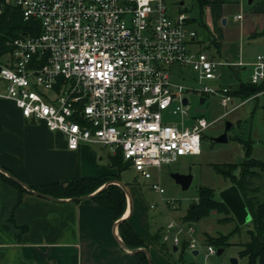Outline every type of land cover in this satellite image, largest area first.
<instances>
[{
    "label": "built area",
    "instance_id": "2783aa9c",
    "mask_svg": "<svg viewBox=\"0 0 264 264\" xmlns=\"http://www.w3.org/2000/svg\"><path fill=\"white\" fill-rule=\"evenodd\" d=\"M4 5L18 7L23 20L38 21L39 30L8 40L9 49L0 53V97L13 100L23 118L61 132L68 149L89 143L119 150L123 161L149 178L151 167L199 154L204 130L228 112L212 122L190 115L183 93L216 92L227 106L230 88H212L207 81L218 76L219 65L242 62L214 60L192 49L196 32L186 25L188 15L170 16L164 0H0V13ZM251 65L249 83L259 84L264 55ZM183 66L195 73L196 87L179 82L183 77L175 68ZM258 94L264 88L249 97ZM170 106L181 119L191 117L190 124L166 122ZM151 186L163 192L158 183ZM184 223L168 218L163 238L177 228L190 252L209 261L217 248L198 240Z\"/></svg>",
    "mask_w": 264,
    "mask_h": 264
},
{
    "label": "crops",
    "instance_id": "0c3cea01",
    "mask_svg": "<svg viewBox=\"0 0 264 264\" xmlns=\"http://www.w3.org/2000/svg\"><path fill=\"white\" fill-rule=\"evenodd\" d=\"M227 1L206 5L221 6ZM241 3V0L235 2L240 12L233 15L238 22L236 47L217 39L213 44L226 61L240 60L242 64L219 65L218 76L208 81L214 80L219 88H230L232 102L224 116L247 104L246 113L252 110V115L258 113L264 118V95L241 98L237 94L240 85L249 82L251 62L256 55H264V0H253L251 4L246 1L248 10L243 12ZM238 14L240 18L235 17ZM197 114L202 116L197 111L192 115ZM102 150L103 146L89 143H81L75 150L68 149L61 132L23 118L13 100L0 97V264H142L143 255L152 264H171L167 261L168 252L158 249L156 241L149 240L156 232L163 234L166 222L157 226L150 217L142 221L132 205L129 191L132 185L127 186L119 179L123 168L129 167L136 173L135 182L138 177L151 178V170L150 177L144 178L130 164L119 169L110 163L114 153L110 151L106 158ZM161 167L151 168L159 172ZM2 175L17 180L22 189L5 181ZM77 176L106 179L89 193L90 197L82 199L45 193L53 197L48 198L38 195L40 191L34 189L58 183L66 185ZM109 183L119 186L125 195L118 218L92 199ZM123 220L133 228L139 241L130 238V242L124 241L119 232ZM161 241L167 246L163 236ZM177 249L178 245H173V250Z\"/></svg>",
    "mask_w": 264,
    "mask_h": 264
},
{
    "label": "rangeland",
    "instance_id": "374dc122",
    "mask_svg": "<svg viewBox=\"0 0 264 264\" xmlns=\"http://www.w3.org/2000/svg\"><path fill=\"white\" fill-rule=\"evenodd\" d=\"M180 1H182V4L179 3ZM236 1L238 0H228L221 6L210 4L201 7L197 0H164L170 16H176L178 11H183L188 15L189 20L186 25L197 34L196 41L190 47L197 51L204 50L217 60H225V57L217 53L213 44L214 39L227 46L230 44L236 47L238 43V22L233 18L234 14L240 12L238 10L239 5L235 4ZM241 2L244 7L242 12L247 11L246 0H241ZM251 52L256 55V51L251 49ZM175 70L180 77H183V79H178L182 85L193 88L197 86L193 79L195 73L191 68L183 66L179 69L175 68ZM217 71L216 68V74ZM207 83L212 88H219L214 80L207 81ZM183 94L189 99L190 115H192L194 107L199 105L200 93L188 89ZM200 106L205 109L202 116L208 122H212L222 115L230 105H221L220 96L215 92L206 95L205 101ZM246 107L247 104L210 124L202 134L199 154L180 156L175 163L163 165L159 172L158 169L151 168V178L147 180L138 177L137 182H135L136 173L131 168L127 167L120 170V182L127 186L132 185L129 188L132 205L142 221L145 217H150L157 226L167 222L170 217L182 221L181 217H183L187 208L197 200L198 189L202 186L212 188L214 197L219 199V191L230 185V181L216 171L214 165L224 163L239 165L245 158L241 142L245 137H248L251 141V156L264 160V118L259 116L258 113L252 115V110L246 113ZM171 110L172 106L164 112L166 122L180 125L185 121L186 125L189 124L191 117L181 119L180 115L172 113ZM225 120L232 123L227 131V141L217 143L213 141V137L222 132ZM102 153L107 158L110 153L109 147H103ZM238 168L239 166L236 169ZM174 171L192 175V180L186 189H182L170 176V173ZM254 181L258 185L260 198L264 199V175L261 179ZM153 182L162 187V193H158L152 188L151 184ZM222 216V214H213L211 211L209 214L189 223L193 228L194 235L202 242H204L203 237L205 235L216 236L230 232L229 244L223 247L220 254H214L210 256L209 261H204L201 255L192 254L188 248H185L182 252L181 244L182 239L185 238L184 232L173 228L166 238L167 248L164 251L168 252L169 255L167 261L171 264H208V262L209 264H223L225 262L231 264L229 259L234 257L236 258L234 264H246V258L240 256L238 251L240 244L249 238L247 230L253 228V223L249 220L243 224H238L235 219L220 221L218 218ZM187 226V223H184L185 229L188 228ZM236 227L238 229H235ZM175 235L179 238L177 243L172 240ZM173 245H178V249L173 250ZM215 247L217 248V246Z\"/></svg>",
    "mask_w": 264,
    "mask_h": 264
},
{
    "label": "trees",
    "instance_id": "16d2710c",
    "mask_svg": "<svg viewBox=\"0 0 264 264\" xmlns=\"http://www.w3.org/2000/svg\"><path fill=\"white\" fill-rule=\"evenodd\" d=\"M221 0H197L202 7L208 3L218 2ZM39 23L35 20H23L20 9L12 5H4L0 13V53L9 49L8 40L26 33H37ZM264 88V81L259 84L242 83L237 94L241 98H246L253 93ZM244 148V160L239 164L224 163L215 164L216 171L221 173L225 178L229 179L230 184H235L251 214V222L253 228L247 230L248 239L240 244L238 254L246 258V264H264V199L260 198L258 185L254 180L261 179L264 175V161L251 156L250 139L245 137L241 140ZM111 165L121 169L128 165L123 161L121 152L118 150L110 157ZM124 164V165H123ZM238 172H236V168ZM3 179L9 183L16 185L22 189L20 184L8 176L2 175ZM106 179V177H89L77 176L68 180L66 185L63 183L47 185L44 187H34L35 190L51 194L53 196H69L75 197L89 194L96 190ZM97 203L102 205L114 218H118L124 208L125 196L122 189L116 184L109 183L102 189L98 190L93 196ZM223 216L218 218L220 221L234 220V217L227 206L214 197L213 189L210 187H199L197 200L191 204L183 217V222L190 223L197 220L211 211ZM235 229H238L237 227ZM234 230V229H233ZM232 230V231H233ZM231 231V232H232ZM119 232L124 241H139V237L133 228L125 221L119 224ZM229 234H219L216 236L205 235L204 242L213 244L217 248H222L229 244ZM163 234L159 231L150 235V241L154 240L158 244V249L164 251L167 246L161 241ZM181 251L187 248V240L182 239ZM142 264H148L145 256L141 258Z\"/></svg>",
    "mask_w": 264,
    "mask_h": 264
},
{
    "label": "water",
    "instance_id": "95a60500",
    "mask_svg": "<svg viewBox=\"0 0 264 264\" xmlns=\"http://www.w3.org/2000/svg\"><path fill=\"white\" fill-rule=\"evenodd\" d=\"M248 4H251L253 0H246ZM182 4V1L179 2ZM224 21V19H223ZM183 101H186V97L183 99ZM205 101V96H200L199 97V104L201 105ZM194 111L203 113L204 108L196 106L193 109ZM232 123L228 120L224 121L223 124V130L221 133L213 137V141L217 143H222L227 141V131L231 127ZM170 176L174 179V181L180 185L182 189H186L191 180H192V175L190 173H180L178 171H174L170 173ZM17 181V180H16ZM120 186L124 189V186L120 184ZM38 195L48 197V198H53L45 193L42 192H37ZM93 195V194H92ZM90 194H84L80 196H75L73 199H82V198H87L90 197ZM219 199L227 206V208L230 210L232 213L234 219L237 221L238 224H243L249 220H251V214L235 184H230L227 187L223 188L222 190L219 191L218 193ZM175 248V247H174ZM222 252V248L217 249V254H220ZM192 254H196V250L192 251ZM148 264H152L149 257H147ZM230 263L234 264L236 263V258L231 257Z\"/></svg>",
    "mask_w": 264,
    "mask_h": 264
}]
</instances>
